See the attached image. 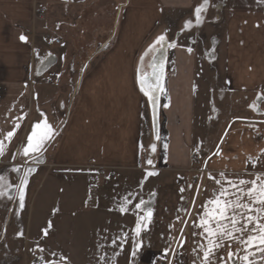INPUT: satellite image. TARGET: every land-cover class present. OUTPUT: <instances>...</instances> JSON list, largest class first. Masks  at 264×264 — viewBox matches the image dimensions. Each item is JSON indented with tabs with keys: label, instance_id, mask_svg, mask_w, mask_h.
<instances>
[{
	"label": "crops",
	"instance_id": "obj_1",
	"mask_svg": "<svg viewBox=\"0 0 264 264\" xmlns=\"http://www.w3.org/2000/svg\"><path fill=\"white\" fill-rule=\"evenodd\" d=\"M34 1L46 11V19L42 22L48 28L45 33L61 39L62 43L50 46L43 38L44 43L50 48H58L52 51L59 56L64 53L61 51L64 48H73L74 56L75 51L80 49L75 41L80 20L91 11L84 7L76 12L72 8V6L83 7L87 0H59V2L0 0V133H3L0 139L4 141V153L0 155V172L19 159L22 135L24 136L26 132L30 133L31 126L35 122L47 118L50 104L54 102L57 108L65 106L70 89L76 84V75L80 73L79 70L81 71L84 64L85 53L80 54L78 59L70 57L65 63L66 76L63 79L62 90L51 85V82L58 81L57 66L63 58L58 59L57 56V58H46L49 50L44 49L47 52L39 53L40 57L36 60L33 53L38 43L37 37H43L44 31L36 33L34 39L26 36L27 40L22 41L20 37L23 34L16 28L18 23L30 27ZM123 1L125 0H114L118 6L122 5L117 27H114V19L112 27L109 28L115 33L114 41L87 63L67 120L64 122L63 112L66 109L58 110L55 120L50 116L47 118L56 131L60 128V132L55 139L45 145L42 157L35 163L36 167L31 168L34 171L28 174V178L41 172L36 184V192L40 184L43 185L48 181L54 184L59 176L71 177L77 174L97 177L107 173L106 176L113 177L114 172L142 174L145 171L159 174L162 172L157 169L160 154L158 140L152 127L148 97L140 90L138 68L141 69V74L150 72L153 56L156 53L148 51L149 46L159 35L164 34L170 43L176 44V47L167 48L165 52L164 87L168 102L167 107L160 106V111L165 115L168 147L164 148L163 161L169 168L167 171L184 173L187 180L189 179L186 189L187 193L192 192V197L190 202L189 197L185 198V206H188L191 212L186 218L187 221L190 219V223L184 229V233L186 232L184 249L188 256L186 264H201L200 245L207 244L206 234H202L203 228L200 226L201 218L206 211L215 215L214 206L210 201L218 194L219 186L209 178L201 179L198 184H191L192 173H187L183 169L187 166L199 167L206 162L212 176L217 179H223L219 174L224 173L227 178L237 183L240 179L257 180V177L264 180V0H215V16L209 15V11L214 10L209 8L211 5L209 2L201 13V24L203 25L208 19L211 22V17H215L212 19L214 24L218 28L221 24L224 27L221 36L223 47H220L221 39L217 35L213 37L215 44L212 50H201L200 45L196 43L197 38L193 36L192 40H188L190 33H185L184 27L177 26L178 20L186 18L192 20L191 30L197 27L195 9L203 3V0H133L129 4L126 0L125 3L120 4ZM52 2L54 7L61 11L64 7L67 11L71 9L77 22L74 19L68 20L70 15L67 16V13L58 14L56 10L52 12L53 14L47 12ZM150 9L157 11V16L152 22L149 16ZM53 16L57 20L49 21L48 19ZM159 23L163 25L161 29H158ZM105 24V29L108 31L107 22ZM200 35L203 36L202 33ZM189 48L192 49L191 52L188 51ZM219 51L227 68L222 81V83L225 81L223 88L233 94L254 95L255 102L251 107L254 115L232 118L225 139L218 144L227 128L222 135L221 131L219 132L212 147L217 148V152L211 155L213 150L211 149L207 154H199L198 151L201 152L200 148L203 147V136L197 134L195 71L199 60L204 56L216 60ZM142 56L143 61H141ZM50 76L53 80L48 87L40 88L38 85L39 89L35 88V82L40 84L41 80L45 81V78ZM69 102L70 100L67 102V107ZM34 108H36L35 112H33ZM201 115L204 121V110ZM17 124L19 127L16 128L13 137L6 138L7 131H11ZM151 143L157 144V150L152 155L153 164L148 165ZM194 148L199 157L197 163L191 164L189 153L194 151ZM49 149L52 155L48 159L45 153ZM22 157L25 160L28 158L24 155ZM33 159L37 160V157L30 158ZM10 161L12 162L8 163ZM47 162L48 168L45 166ZM9 169L10 172L4 176L7 185L6 182L4 185L0 183L3 186H0V189L11 199L12 196L15 198L18 191L15 189L12 196L6 193V190L13 185V177L16 173L15 168ZM25 169L24 172L27 170ZM259 182L260 180H257V183ZM45 206L47 203H39L36 211V245H29L27 241L15 245V241L11 240L4 246V264H23L17 262L18 257L24 256V259H27L31 251L30 257L41 255L45 258L46 264L51 261L56 262L55 264H74L70 260L68 263L58 260L57 258L61 256L55 254L51 237L43 233L44 227L49 226L50 221V218H45ZM74 214L77 215L76 212ZM175 220L177 223L171 227V239L182 230H178L183 220L182 215ZM37 231L42 232L37 233ZM117 237V233L97 236L95 239L101 241V245L106 242L108 247L105 243V250H84L83 255L77 257L76 264H132V261L138 264L153 263L149 249L138 252V255L131 259L133 251L129 243L124 246L118 241L117 244L111 243ZM242 247L236 242L225 241L224 246L216 250L213 264H241L240 260H228V252H236L237 248ZM252 251L254 250H249V253L251 254ZM244 254L243 251L239 253L240 256ZM261 256V253L255 252L251 258L256 264H260ZM101 257L106 259L102 260Z\"/></svg>",
	"mask_w": 264,
	"mask_h": 264
},
{
	"label": "rangeland",
	"instance_id": "obj_2",
	"mask_svg": "<svg viewBox=\"0 0 264 264\" xmlns=\"http://www.w3.org/2000/svg\"><path fill=\"white\" fill-rule=\"evenodd\" d=\"M214 1L215 0H209L211 4L209 5V8L214 9L209 11V15L211 14L215 16L216 6H214ZM55 2H59V0H55ZM125 2L126 0L120 4ZM132 2L133 0H128L127 4ZM51 4L52 5L48 6L47 12L49 11L52 13L56 10V13L58 12V14L62 13L64 15L67 13V16L70 15L68 20L72 21L74 19L71 9L67 11L64 7L61 11V9L54 7L53 2ZM39 7L44 10L43 7L39 6L38 3L34 1L33 12L29 22L30 27L25 26L22 23L16 24V28L22 32L24 36H30L31 39H34L36 33L44 31L42 34L43 36L46 35L45 31H48V28L42 23L44 22V19H46V11L44 10V17L40 20L36 12ZM84 7L91 11L86 17H83L80 20L79 32L76 34L77 39L75 40L80 49L75 51V56L73 54V48L70 47L61 50L64 53L60 54V56L55 55L52 50H57L58 48L52 49L46 45L43 41L44 36L37 37L38 43L36 44L33 53L36 60L40 57L39 53L47 52L44 49L49 50L46 58L57 56L58 59H63L59 61L57 66V70H59V73L56 76L58 81H53L52 83L51 81L53 78H51V76L46 77V80H41L40 84H36L35 82L34 85L36 89H39L38 85H40V88L48 87L51 82V85L54 88L62 90V84L64 83L63 79L66 76L64 75L66 67L65 63L70 57L73 56L75 59H78L80 54L85 53V56H83L85 62L91 54L96 52L93 57L96 55L98 56L105 46H109L114 41L113 38L108 44L103 45L104 43H107V40H109L110 35L113 33V30L110 31L109 28L110 26L112 27L111 24L115 19L118 3H115L114 0H87L83 7L72 6L76 12H79V9ZM149 16L151 17L152 22L157 16V11L150 9ZM55 18L56 17L53 16V18L50 17L48 20H57ZM212 19H215V17H211V22H209V19L205 20L203 25L199 24L193 30L190 29L192 27L185 29V33H190V38L188 40H192L191 37L195 36L197 38L196 43L197 45H200L199 48L201 50H212L215 44V39H213V37L219 35L221 39L223 34V24L218 28ZM186 21H188L186 18L180 21L178 20L177 26L183 28ZM105 22H107L108 31L110 32L106 31ZM117 25L118 19L115 28ZM162 27L163 25L159 23L158 29H161ZM201 33L203 36L200 35ZM85 45L87 46L84 47ZM102 45L103 47L98 50ZM36 47H39L42 50ZM220 47H223L222 39L220 40ZM200 49H198V51H201ZM218 50L219 49H217V51ZM30 61L32 62V58ZM226 69L221 51H219V56L216 60H211L204 56L198 61L196 66L195 84L197 89L195 90V115L198 122L197 134L203 136V147L200 148L202 149L201 152L198 151L199 154H207L213 149L212 147L216 142L219 132L221 131L222 135V132L230 125L232 118L240 116L249 117L254 115L252 114L253 110H251V107L255 102L254 95L233 94L226 88H223L225 81L224 83H222V81L224 80L223 78L226 74ZM78 75L79 74L77 73L75 81H77ZM64 91L66 92L67 90L65 89ZM72 91L73 87L70 89V94L67 96L63 108L55 107L54 102L50 104L48 108L49 112L46 115L47 118L50 116L55 120L57 119L56 112L58 110L64 111L66 109L63 112L65 121V115L68 109L67 102L70 100ZM35 109L36 108L33 109V112H35ZM203 110L205 117L204 121H202L201 115ZM159 119L160 121L162 120V115L160 113ZM56 132L59 133L60 128ZM228 133L229 128L226 129L223 138L221 137L222 140L220 139L218 144L225 139ZM28 134L29 133L26 132L24 136L22 135L23 140L21 141L22 145L19 151V159L14 161L15 164L12 161L8 162H12L13 164L7 165V167H10L3 168L5 170H1L0 172L2 174L1 177H3V180H0V183L4 185L6 182L4 176L10 172L9 168H15V170L19 169V171H16L15 177H13V185L6 190V193L11 196L15 189L18 191L17 186L21 184L27 170L36 167L35 163H37V160H30L34 155H29L27 160L22 157L23 148L27 142V138L25 137ZM158 148L160 154H163L164 149L160 146L159 141ZM195 150L196 149L194 148V151L189 153V161L191 164L197 163L196 159L199 157L197 155L198 152ZM216 152L217 148H214L211 155H214ZM45 155H47L49 159L52 155V151L49 149ZM211 157L212 156L209 158ZM204 163L205 165H200L199 167L187 166L183 169V171H186L187 173H192L190 177L191 184H198L201 182V179L209 178V174L212 175L209 166H206V162ZM45 164L46 168H48V162ZM49 167L51 168V166ZM158 168L159 167L157 166V169ZM23 169L26 171L24 172ZM159 170H162V172L160 171V174L157 172L159 174L156 173L157 176H148L147 171L143 174L140 172L133 173L127 171L114 172L113 177L106 176L107 173L97 177L94 175L83 176L77 174L71 177L59 176L54 184L50 183V181L43 185L40 184L36 189V192L35 188L41 177V172H37L29 178L27 177V184L24 185L25 199L23 208L20 207L19 192H17L15 198L12 196L11 199H9L5 193L0 195V204H2L0 205V239H2L0 242V264L5 263V258L3 257L4 246L11 240L12 242L15 241V245H18V243L21 245L23 241H27L29 245H36V211L38 209V204L41 202L47 203V206H45L44 209L45 218H50L48 223L49 226L44 227L43 233H46L45 235L48 234V236L51 237L52 244H54L56 250L55 254H60L61 256L57 259L64 263H68L70 260V262L76 264L77 257L83 255L84 250H105L106 242L102 243V247H98V245H101V241H98L95 238L97 236H108L117 233L119 237L118 243L123 246L124 244L129 243L132 251H134L135 244L138 240L142 239L143 246L138 252L149 249L151 251L152 260L153 252L158 254L159 252H165V249H168V254L172 255V261L169 264H180L177 262V256H175V254L179 248L178 244L180 243V239L182 236L185 238V235L182 234L181 230L179 234L176 233L171 239V227L174 223H177L175 219L181 215L183 220L178 227V230L186 229V226L190 223V219L188 221L186 219L191 212L189 211L188 206H185V198L187 199V197H189L190 202L192 192L187 193L186 186L189 179L187 180L186 174L167 171L169 170L167 166L159 168ZM50 184L53 185L51 186ZM2 185L0 184V186ZM5 185H7V182ZM182 189L183 191H181ZM0 193H2L1 189ZM124 197H127L131 203L125 205L127 211L121 212L119 209ZM140 199L149 202L150 207L153 209V218L149 225V229L146 232H143L140 238L134 240L133 238L135 237V227L138 215L144 214L143 209L137 211L135 208V204L138 203ZM74 212H76L77 215L74 214ZM38 232L42 231H37V233ZM125 234L127 235L125 236ZM181 252L185 254L187 263L188 256L184 249V244ZM168 254L167 256H169ZM28 255L27 259H24V256L18 257L17 262L20 261L23 262V264L29 263L32 258L30 257L32 251L29 252ZM136 256H131L130 258L134 259ZM55 263L56 262L51 261L47 264ZM132 264L138 263L132 261Z\"/></svg>",
	"mask_w": 264,
	"mask_h": 264
},
{
	"label": "snow or ice",
	"instance_id": "obj_3",
	"mask_svg": "<svg viewBox=\"0 0 264 264\" xmlns=\"http://www.w3.org/2000/svg\"><path fill=\"white\" fill-rule=\"evenodd\" d=\"M209 0H203V3L196 7L195 9V23L197 25L202 23L201 13L208 6ZM192 26V20L185 22L184 28H190ZM20 39L26 41L27 37L21 35ZM176 44L174 42H169L164 34L159 35L152 45L149 46L148 51L153 53H160L157 59L155 55L153 56V63L151 67L153 69L151 77L147 74H141V69L138 68V82L140 84V90L148 97L150 103L153 106L154 115L156 112L157 104L159 101V96L161 93H165L164 87V65L165 57L164 53L167 48H174ZM189 52L192 51L191 48L188 49ZM148 52L145 53L147 55ZM144 57H141L143 61ZM164 107H167L165 104ZM19 127L17 124L11 131H7L6 138H11L15 134L16 128ZM58 133L53 128V126L48 122L45 117L42 120L35 122L31 126V131L27 135V142L23 148V155L29 156L34 155L37 157V162L39 158L42 157V151L45 149V145L55 139ZM3 135V133H0ZM160 137L157 134L156 140ZM143 148V145H141ZM168 145L165 144L164 148L167 149ZM157 150V144L152 143L150 145L149 158L147 159V164L152 165L153 159L152 155ZM4 153V141L0 139V155ZM19 171V169H16ZM34 169L29 168L21 181V184L17 186L19 192V203L20 207H24L25 199V188L24 185L27 184V177ZM156 173L148 172L147 175H155ZM223 179H217L216 177L209 174V179L214 180L215 184L219 186L218 194L210 201L214 206L212 215L209 212H205L204 216L201 218L200 226L203 228V233L207 244H201L200 248L202 250L201 264H213V258L216 254V250L224 246L225 241H233L242 245V248H237L236 252H228V260H240L241 264H256L251 258L255 255V252L262 254L260 264H264V180L257 177L260 180H244L240 179L237 183L236 181L229 179L224 173L219 174ZM3 180V177H0ZM183 191V189L181 190ZM3 195V193H0ZM131 203L127 197L122 199L120 205V211H127L126 204ZM136 209H143L144 214L138 215L137 223L135 227V237L140 238L143 232L149 229V225L152 222L153 209L150 207L149 202L140 199L138 203L135 204ZM230 213V214H229ZM227 221V223H225ZM213 224L215 227H213ZM46 234V233H45ZM127 234H125L126 236ZM119 237L111 241L112 244H117ZM143 246V240L140 239L135 244V249L132 252V256H136L139 249ZM183 244L181 243V247ZM102 247V245H98ZM249 250H254L249 253ZM243 251L245 254L240 256L239 253ZM168 254V249H165V255ZM100 259H106L101 257Z\"/></svg>",
	"mask_w": 264,
	"mask_h": 264
},
{
	"label": "built area",
	"instance_id": "obj_4",
	"mask_svg": "<svg viewBox=\"0 0 264 264\" xmlns=\"http://www.w3.org/2000/svg\"><path fill=\"white\" fill-rule=\"evenodd\" d=\"M36 12H37V14L39 16V19L42 20L43 17H44V10L39 7V8H37V11ZM44 38H45L46 43L48 45H50V46H56V45H58V44L61 43L60 38L53 37L50 34L44 35ZM163 95L164 96L162 98V104H166L167 103L166 93H164ZM166 143H167V131L165 129V120L162 119L161 126H160V145H161V147L164 148V145ZM159 167L160 168H163L164 167V164H162L161 162H159ZM168 255L169 256L164 255L161 252H159L158 254L152 253V258H153L154 262L157 263V264H168V263H171V261H172L171 260L172 259V255L171 254H168ZM175 256H177V262H179L180 264L186 262V256H185V254L183 252H181L179 249L177 250ZM44 263H45V260H44V258L42 256L35 257L31 261V264H44Z\"/></svg>",
	"mask_w": 264,
	"mask_h": 264
},
{
	"label": "water",
	"instance_id": "obj_5",
	"mask_svg": "<svg viewBox=\"0 0 264 264\" xmlns=\"http://www.w3.org/2000/svg\"><path fill=\"white\" fill-rule=\"evenodd\" d=\"M121 7L122 5L118 6L117 8V11H116V15H115V21H114V27L116 26V22H117V19H118V16H119V13H120V10H121ZM104 45V44H103ZM103 45L98 49L100 50ZM96 50V51H98ZM96 52H94L93 54H91V56L84 62L83 66H82V69L79 73V76H78V79L76 81V84L73 88V91H72V94H71V98H70V102H69V105H68V109L66 111V115H65V121L67 120V117H68V114H69V109H70V106H71V103L74 99V96H75V93L77 91V88H78V85H79V82H80V79H81V76L83 74V71L87 65V63L89 62V60L93 57V55L95 54ZM160 56V53H156L155 54V57L158 59ZM164 57H165V53H164ZM164 70H165V65H164ZM152 71L153 69L151 68L150 72L147 74L148 77H151V74H152ZM148 103H149V107H150V114H151V119H152V127H153V130L155 132V134L157 133V128H158V106H159V101H158V104H157V108H156V112H155V115H154V111H153V106L152 104L150 103L149 99H148ZM64 121V122H65ZM58 133V132H57ZM181 243L183 244L184 243V239H182ZM181 243H180V246H181Z\"/></svg>",
	"mask_w": 264,
	"mask_h": 264
},
{
	"label": "trees",
	"instance_id": "obj_6",
	"mask_svg": "<svg viewBox=\"0 0 264 264\" xmlns=\"http://www.w3.org/2000/svg\"><path fill=\"white\" fill-rule=\"evenodd\" d=\"M114 35H115V33H112L111 34V36L109 37V40H107V43L106 44H108L110 41H112V39L114 38Z\"/></svg>",
	"mask_w": 264,
	"mask_h": 264
},
{
	"label": "flooded vegetation",
	"instance_id": "obj_7",
	"mask_svg": "<svg viewBox=\"0 0 264 264\" xmlns=\"http://www.w3.org/2000/svg\"><path fill=\"white\" fill-rule=\"evenodd\" d=\"M153 63V62H152Z\"/></svg>",
	"mask_w": 264,
	"mask_h": 264
}]
</instances>
